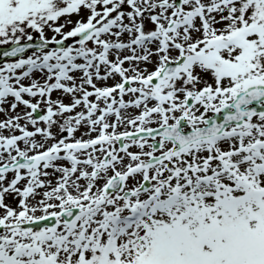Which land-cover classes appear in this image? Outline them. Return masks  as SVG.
Instances as JSON below:
<instances>
[{"label":"snow or ice","instance_id":"6c2138e0","mask_svg":"<svg viewBox=\"0 0 264 264\" xmlns=\"http://www.w3.org/2000/svg\"><path fill=\"white\" fill-rule=\"evenodd\" d=\"M0 264H264V0H0Z\"/></svg>","mask_w":264,"mask_h":264}]
</instances>
